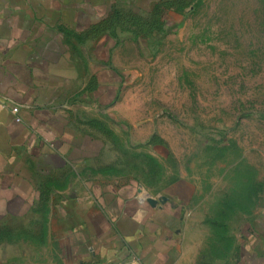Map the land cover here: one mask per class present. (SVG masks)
<instances>
[{
	"label": "rangeland",
	"instance_id": "1",
	"mask_svg": "<svg viewBox=\"0 0 264 264\" xmlns=\"http://www.w3.org/2000/svg\"><path fill=\"white\" fill-rule=\"evenodd\" d=\"M176 9L165 25L156 7L98 27L112 52L123 43V85L112 129L96 120L107 142L93 177L159 207L162 264H264V0ZM50 193L27 219L0 224V264H95Z\"/></svg>",
	"mask_w": 264,
	"mask_h": 264
},
{
	"label": "crops",
	"instance_id": "2",
	"mask_svg": "<svg viewBox=\"0 0 264 264\" xmlns=\"http://www.w3.org/2000/svg\"><path fill=\"white\" fill-rule=\"evenodd\" d=\"M185 1L0 0V224L27 219L49 190L48 205L60 209L62 222L71 216V233L95 264H162L159 207L108 192L93 177L91 161L107 142L96 120L112 129L123 85L116 55L123 43L114 53L96 32L116 14L156 7L165 25Z\"/></svg>",
	"mask_w": 264,
	"mask_h": 264
},
{
	"label": "built area",
	"instance_id": "3",
	"mask_svg": "<svg viewBox=\"0 0 264 264\" xmlns=\"http://www.w3.org/2000/svg\"><path fill=\"white\" fill-rule=\"evenodd\" d=\"M13 113H15V114H17L18 113V109H13ZM17 121L19 122L20 120L19 119H17Z\"/></svg>",
	"mask_w": 264,
	"mask_h": 264
},
{
	"label": "trees",
	"instance_id": "4",
	"mask_svg": "<svg viewBox=\"0 0 264 264\" xmlns=\"http://www.w3.org/2000/svg\"><path fill=\"white\" fill-rule=\"evenodd\" d=\"M116 18H117V14L116 15H114Z\"/></svg>",
	"mask_w": 264,
	"mask_h": 264
}]
</instances>
